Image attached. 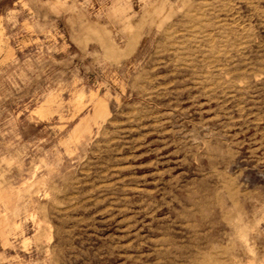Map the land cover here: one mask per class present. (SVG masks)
Instances as JSON below:
<instances>
[{"label":"rangeland","instance_id":"rangeland-1","mask_svg":"<svg viewBox=\"0 0 264 264\" xmlns=\"http://www.w3.org/2000/svg\"><path fill=\"white\" fill-rule=\"evenodd\" d=\"M0 264H264V0H0Z\"/></svg>","mask_w":264,"mask_h":264}]
</instances>
